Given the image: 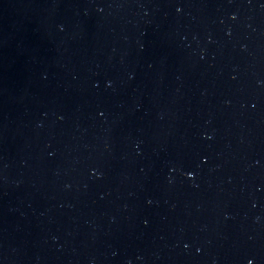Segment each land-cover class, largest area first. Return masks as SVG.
I'll return each instance as SVG.
<instances>
[{"label": "water", "instance_id": "water-1", "mask_svg": "<svg viewBox=\"0 0 264 264\" xmlns=\"http://www.w3.org/2000/svg\"><path fill=\"white\" fill-rule=\"evenodd\" d=\"M0 264H264V0H0Z\"/></svg>", "mask_w": 264, "mask_h": 264}]
</instances>
